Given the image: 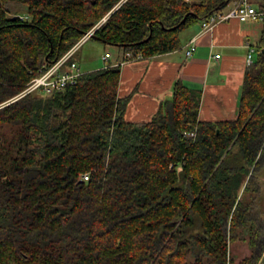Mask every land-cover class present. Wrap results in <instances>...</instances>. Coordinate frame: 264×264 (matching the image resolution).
Segmentation results:
<instances>
[{
    "label": "trees",
    "instance_id": "obj_1",
    "mask_svg": "<svg viewBox=\"0 0 264 264\" xmlns=\"http://www.w3.org/2000/svg\"><path fill=\"white\" fill-rule=\"evenodd\" d=\"M232 1L0 0V264H227L236 241L258 264L264 217L244 193L264 156V38L233 120H201L182 82L126 120L120 63L4 104L105 17L89 40L150 58Z\"/></svg>",
    "mask_w": 264,
    "mask_h": 264
},
{
    "label": "crops",
    "instance_id": "obj_2",
    "mask_svg": "<svg viewBox=\"0 0 264 264\" xmlns=\"http://www.w3.org/2000/svg\"><path fill=\"white\" fill-rule=\"evenodd\" d=\"M255 1L256 7L264 3V0ZM230 7L231 3L224 9ZM179 37L181 46L171 52L150 58L137 56L122 61V52L118 48L115 61H111L112 55L108 61L103 59L104 65L120 63L119 96H131L125 119L150 120L160 104L173 97L178 82L202 90L199 111L201 120L236 119L245 73L249 66L247 55L250 48H253V61H257L261 40L264 38V23L241 22L237 18H231L202 32L200 21L182 30ZM193 39L195 48L192 55L186 57L185 52ZM107 52L110 53L105 51ZM77 63L81 67L78 56Z\"/></svg>",
    "mask_w": 264,
    "mask_h": 264
},
{
    "label": "built area",
    "instance_id": "obj_3",
    "mask_svg": "<svg viewBox=\"0 0 264 264\" xmlns=\"http://www.w3.org/2000/svg\"><path fill=\"white\" fill-rule=\"evenodd\" d=\"M20 17L24 18L23 15H21ZM106 18L107 17H105L101 22H99L92 29L86 32L84 36L78 42H76V44L56 63L44 70L41 75L32 79L20 94L4 104L10 103L11 101L18 99L30 92L42 91L49 94L54 91H59L69 84L76 83L78 77L82 75L83 71L77 62H70V59L81 47V45L94 34L96 29L106 20ZM231 18H237L241 22L258 21L264 23V8L256 7L249 0H233L229 9L220 10L206 18H203L201 20V30L202 32H206L212 29L215 24L229 20ZM194 41L195 39L191 41L190 46L186 50V57H190L192 55V52L195 48ZM110 56L111 54L107 52L103 56V59L105 61H108ZM216 56L218 57L219 55ZM253 56L254 49L250 48L247 55L248 65H251L253 63ZM109 65L110 64L106 63L104 67H108ZM88 178L89 177L86 174L82 179L88 180ZM227 264H232L230 254H227Z\"/></svg>",
    "mask_w": 264,
    "mask_h": 264
},
{
    "label": "rangeland",
    "instance_id": "obj_4",
    "mask_svg": "<svg viewBox=\"0 0 264 264\" xmlns=\"http://www.w3.org/2000/svg\"><path fill=\"white\" fill-rule=\"evenodd\" d=\"M254 4H257L255 0H251ZM109 51L112 55L111 61H115L118 56V47L114 45H106L94 39L86 40L78 51V57L81 61V68L83 72L92 71L95 69L103 68L104 61L103 56L105 51ZM256 174L255 183L249 191L244 193L248 202L252 206V211L258 215L264 217V156L261 157ZM254 171V166L251 169V173ZM242 194V191L240 195ZM227 254L231 256L232 264H243V260L250 255V248L247 242L236 241L229 245ZM232 258L234 261H232Z\"/></svg>",
    "mask_w": 264,
    "mask_h": 264
},
{
    "label": "water",
    "instance_id": "obj_5",
    "mask_svg": "<svg viewBox=\"0 0 264 264\" xmlns=\"http://www.w3.org/2000/svg\"><path fill=\"white\" fill-rule=\"evenodd\" d=\"M17 17H18L17 15H16V16H13L12 19H16ZM185 18H186V17H185ZM185 18H184V19H185ZM258 264H264V253L262 254V256H261V258H260Z\"/></svg>",
    "mask_w": 264,
    "mask_h": 264
}]
</instances>
